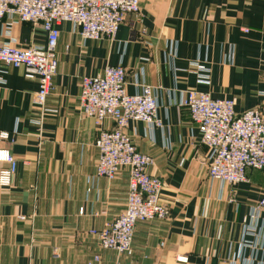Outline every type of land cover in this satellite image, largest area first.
Segmentation results:
<instances>
[{
    "label": "crops",
    "instance_id": "obj_1",
    "mask_svg": "<svg viewBox=\"0 0 264 264\" xmlns=\"http://www.w3.org/2000/svg\"><path fill=\"white\" fill-rule=\"evenodd\" d=\"M141 8L115 40L83 44L72 22L60 25L58 70L46 103L56 112L43 115L41 125L33 122L41 117L33 101L38 77L0 62L7 72L0 83V132L11 134L0 138V149L18 161L14 183L0 186V264H231L238 256L243 219L264 195V170H248V180L236 186L212 181L208 149L181 103L198 90L237 98L238 113L264 105V0H141ZM13 35L23 47L47 39L29 22H16ZM5 39L0 24V43ZM196 61L210 68L208 82L200 81ZM118 64L127 69L130 94L141 84L156 88L164 127L132 121L127 131L153 157L149 172L162 179L161 200L171 208L167 219L137 223L130 256L103 248L93 233L124 211L129 175L124 169L113 181L91 180L100 128L79 107L82 78ZM113 125L106 120L103 127ZM5 167L0 161V170Z\"/></svg>",
    "mask_w": 264,
    "mask_h": 264
},
{
    "label": "built area",
    "instance_id": "obj_2",
    "mask_svg": "<svg viewBox=\"0 0 264 264\" xmlns=\"http://www.w3.org/2000/svg\"><path fill=\"white\" fill-rule=\"evenodd\" d=\"M141 0H0V24H3L4 42L0 43V62L6 66L23 67L27 77H38L39 89L34 104L41 108V117L33 120L41 125L43 115L56 112L46 106L53 88V77L58 70L56 48L60 25L72 22L80 31L83 44L103 37L115 40L121 25L132 16L141 15ZM16 22H29L41 26L46 32L45 44L17 45L13 35ZM246 31H248L246 29ZM147 33L144 27L141 37ZM176 44L174 54H176ZM234 48L228 58L233 62ZM201 82L210 79V68L194 62ZM6 70H0V83H6ZM127 69L124 65H107L94 76L81 80L79 107L82 114L94 119L100 128L95 145L99 150L96 171L91 180L106 177L115 180L120 170L129 175V190L124 211L107 222L99 236L103 248L118 254L132 255L135 227L138 222L167 219L171 214L168 204L162 202L163 181L149 172L152 156L141 152L127 129L132 121H143L151 130L163 128L159 116L156 88L141 84L134 94L127 91ZM237 98H214L210 93L190 90L182 100L198 125L202 143L207 147L208 175L218 181L221 188L236 186L248 180V170H264V105L236 111ZM106 120L114 125L103 127ZM0 138L10 139L8 131ZM0 161L7 167L0 170V186H11L16 177L18 161L9 150L0 149ZM234 201V197H230ZM83 211V210H82ZM240 252L231 264L247 261L255 264L261 258L264 264V195L250 207L243 219ZM249 249L250 256H245ZM99 260V256H95ZM178 261L186 262L180 256Z\"/></svg>",
    "mask_w": 264,
    "mask_h": 264
}]
</instances>
